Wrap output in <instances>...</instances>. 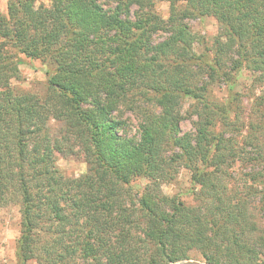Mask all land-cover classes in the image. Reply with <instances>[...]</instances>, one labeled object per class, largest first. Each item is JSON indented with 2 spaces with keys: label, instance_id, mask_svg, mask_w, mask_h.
Wrapping results in <instances>:
<instances>
[{
  "label": "trees",
  "instance_id": "trees-1",
  "mask_svg": "<svg viewBox=\"0 0 264 264\" xmlns=\"http://www.w3.org/2000/svg\"><path fill=\"white\" fill-rule=\"evenodd\" d=\"M34 1L8 0L0 12V207L19 204L18 263L176 264L198 254L264 264V188L254 185L263 173L243 187L224 174L237 161L264 163V130L255 154L238 150L216 130L229 107L210 91L243 69L263 81L264 0H161L166 19L155 0ZM206 15L220 36L196 54L186 20ZM19 54L51 67L42 94L11 87ZM186 98L197 120L181 135ZM124 111L135 112L138 137L119 133ZM72 146L86 162L77 178L56 165ZM179 166L198 190L192 204L160 190ZM138 178L148 184L133 197Z\"/></svg>",
  "mask_w": 264,
  "mask_h": 264
},
{
  "label": "rangeland",
  "instance_id": "rangeland-1",
  "mask_svg": "<svg viewBox=\"0 0 264 264\" xmlns=\"http://www.w3.org/2000/svg\"><path fill=\"white\" fill-rule=\"evenodd\" d=\"M7 1L0 0V12L6 13ZM40 5H48V0L34 1L35 7ZM153 7L162 18H167V2L155 0ZM186 23L196 37L194 43L196 54L201 53L204 47L210 48L215 39L220 36V25L212 16L191 17L186 20ZM165 36V34L157 33L154 34L153 38L155 41H160ZM16 58L18 60V77L11 79V87L15 90L42 94L45 91L48 78L46 71H51V67L41 60L30 59L23 54L17 55ZM232 79L233 81L230 84L213 83L210 88L212 100L227 102L229 107L228 118L218 123L216 130L224 131V138L229 139L238 150L253 155L261 147V133L264 130L261 127L264 120V75L261 82V79L255 73L243 69L236 75H232ZM140 105L148 106L144 102H140ZM192 105H194L193 102L187 98L182 101L181 135L183 133L194 134L197 115L193 113ZM157 110L155 108L156 112ZM117 118L121 122L120 134L128 137H138L137 116L134 111H124L122 116H117ZM49 127L55 132L59 128V122L51 119ZM56 160L59 170L68 178H77L86 170L85 157L76 146L66 150L63 156L58 155ZM226 168L224 169L226 180L231 177L232 182L230 184L240 187H243L248 178V173H263V175L257 177L254 185L258 186L259 189L264 188V163L254 160L237 161V163H233L232 166ZM177 169L178 173L174 179L160 183V190L167 196L176 195L186 204H192L194 195L198 190L191 184L190 172L182 166ZM130 184L132 196L134 197L135 194L139 196L144 186L148 184V180L138 178ZM20 220L17 201L9 202L0 207V264H19L16 259V244L20 235ZM193 257L189 260L203 262L200 255L195 254ZM23 264L37 263L31 259Z\"/></svg>",
  "mask_w": 264,
  "mask_h": 264
},
{
  "label": "water",
  "instance_id": "water-1",
  "mask_svg": "<svg viewBox=\"0 0 264 264\" xmlns=\"http://www.w3.org/2000/svg\"><path fill=\"white\" fill-rule=\"evenodd\" d=\"M177 264H205L201 261H197V260H185V261H181Z\"/></svg>",
  "mask_w": 264,
  "mask_h": 264
}]
</instances>
